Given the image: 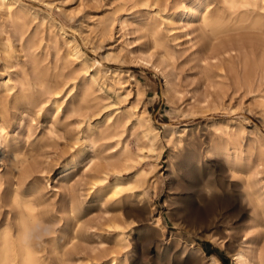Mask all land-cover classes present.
I'll list each match as a JSON object with an SVG mask.
<instances>
[{"label":"rangeland","instance_id":"1","mask_svg":"<svg viewBox=\"0 0 264 264\" xmlns=\"http://www.w3.org/2000/svg\"><path fill=\"white\" fill-rule=\"evenodd\" d=\"M22 1L31 8L26 11L29 19L35 16L31 26L38 37H47L50 32L59 34L58 26L66 32L67 37H58L62 44L60 52L54 53L52 48L49 58L40 63L49 75L59 69L65 52L63 42L71 37L80 44L87 66L96 73L110 99L130 115L121 125L92 138L94 152L105 155L119 150L120 146L114 149L111 146L123 139L127 151L137 160L133 162L135 166L109 167L105 182L109 184L119 176L133 180L138 161L146 170L143 182L131 184L130 189L126 187L112 196L109 185L90 190L94 171L86 159L70 165L71 156L81 146L77 137H82L83 118L101 123L105 113L111 110L109 106L103 107L110 99L95 86L92 106L81 116L54 115L50 103H46L40 110L27 108L23 115L12 111L4 119L8 139L0 150V176L9 171L11 159L17 153H26L32 175L25 186L46 184L45 195L57 202L48 217L60 223L58 233L74 224L59 209L60 199L71 194L78 198L74 226L78 262L75 264H109L112 255L118 257V264L124 259L126 264H211L212 254L219 264H233L232 253L245 240L253 244L259 252L256 260L264 264V161L253 154L250 162L244 157L239 167L229 164L237 161V156L232 155L235 148L246 151L264 145V103L258 102L240 84V59L235 71L228 72L225 86L218 88L213 76L216 69L207 59V40L197 37L200 35L197 17H188L185 28L179 30L183 9L174 0ZM47 12L53 18V25ZM166 16L172 17L176 39L163 27ZM153 18L162 23L159 34L174 49L173 57L163 58L161 70L136 58L140 51L150 53L156 64L161 57L160 48L153 46L150 33L141 27ZM122 20L129 31L125 36L120 28ZM5 27L9 29L7 24ZM185 31L190 32L191 41L183 36ZM248 35L251 34L245 31H230L213 41L229 42ZM95 60H100V68ZM12 62L13 69L21 63L31 68L17 41L12 43ZM3 64L0 54V73ZM68 64V68L79 67L80 60L73 59ZM110 70L121 71L120 80ZM164 74L171 81L170 90L164 89ZM191 94L202 102L194 104ZM134 114L139 115L142 125H138ZM214 118L229 123L236 119L240 124L234 123L230 137L224 138L228 158L209 151L217 137L210 126ZM184 125L186 132L181 130ZM142 130L156 135L154 151L143 147ZM147 162L153 166L143 164ZM65 168L68 169L63 172ZM11 182L16 183V178ZM205 184L217 191L212 196L201 197L200 190ZM247 184L258 190L261 205L246 198ZM56 185L58 191H53ZM6 186L5 183L0 188V203ZM2 209L5 212L9 207L4 204Z\"/></svg>","mask_w":264,"mask_h":264},{"label":"bare ground","instance_id":"2","mask_svg":"<svg viewBox=\"0 0 264 264\" xmlns=\"http://www.w3.org/2000/svg\"><path fill=\"white\" fill-rule=\"evenodd\" d=\"M140 1L147 2L148 0ZM173 2L183 9L178 27L180 28L179 30L185 28L184 23L187 22L188 17H197V28L200 31V35L197 37L200 36V38L207 40L209 49L207 59L209 63H213L216 69L213 71V76L216 78L214 81L215 85L218 88L225 86L226 80L228 79V72L235 71L236 62L240 59V65H242V73L238 76L240 84L248 92L253 93V96L258 102L264 103V0H218V2L217 0H191L188 3L187 0H174ZM30 9L22 0H0V54L4 60L2 72L0 73V150L4 142L8 139V132L5 130L3 121L8 115L12 114V111H18L21 115L29 107L40 110L46 103H50L54 115L63 114L65 117L71 115L81 116L85 110L90 109L92 106L91 101L93 99L92 93L94 86L98 90H101L108 99L111 98L107 91L103 89V85L96 73L87 66L84 52L79 47L80 44L71 37L63 42L65 52L62 55L59 69L52 75H49L47 68L42 67L40 63L49 58L52 48L54 49V53L60 52L62 44H59L58 37L64 38L66 32L62 26H58L59 34L50 32V35L47 37H38L36 31L31 26L35 16L32 15L31 19H29L26 13ZM47 15L51 17L49 12H47ZM52 19L51 17V25L54 24ZM163 19V27L172 36V39H176L178 37L176 29L171 26L172 17L166 16ZM156 20L153 18L151 21L142 23L141 27L150 33L153 46L160 48L161 57L158 63H154L151 54L145 51H140L136 58L142 63L149 64L161 70L160 63H163V58L173 57L174 49L160 36L159 33L162 29V23L158 20L156 22ZM5 24L9 26V29L5 27ZM120 28L123 36L129 33L125 20L120 22ZM230 31H245L251 35L240 40L229 42L220 41L219 43H215L213 41ZM183 36H186L188 41L192 40L189 31H185ZM14 41H17L22 46L24 56L29 58L31 62L30 69L25 63L19 64L15 69L12 68L14 66L12 62V43ZM73 59L80 60V66H71L68 68V63H72ZM202 60L205 61V58ZM94 62L98 68L101 67L100 60H95ZM109 73L117 76V80H120L121 71L110 70ZM128 76L131 77V75ZM170 88L171 81L164 74V89L170 90ZM191 96L194 104L202 102L194 98V94H191ZM108 106L111 110L105 113L101 123H92L83 118L85 124L84 127L80 128L82 137H77L81 146L71 156L70 165L73 166L80 159H86L87 165L90 168L93 167L91 169L94 171L89 182L90 190L105 189L109 185L110 195L115 196L126 187L129 188V185L143 182L146 176V170L143 166L139 165L140 162L138 161L134 172L132 170L133 180H123L119 176L109 184L105 182L109 167L117 168V164L126 167L135 166L136 164H133V162L136 163L137 161L127 151V142L123 139H118L116 144L111 146L112 149L120 146L119 150L114 149L115 153L111 155L96 154L94 152L92 140L94 135L102 136L107 133L110 127H117L130 117L114 99H110L103 107ZM134 115L138 125H142L139 115ZM21 120L22 117L19 118V125H21ZM234 123L240 126L236 119H231L230 123L223 122L219 118H214L210 121V126L213 127L214 133L217 136L214 143L210 146V152H218L223 154L225 158H228L230 154L223 141L224 138L228 139L230 137V133L234 129ZM181 130L186 132L187 126L184 125ZM155 136L149 135L147 131L142 130L141 137L145 144L143 147L154 151L156 149ZM253 154H256L259 161H264V145L252 146L246 151L235 148L232 155L237 156V161L229 162V164L234 167H239L244 157L246 161L250 162ZM199 159V157L196 158L197 161ZM27 161L28 155L26 153H17L14 159H11L9 171L3 176H0V188L3 184H7L3 193V199L1 200L2 203H0V227H10L15 221V214L12 208V199L14 196L17 199L21 196L33 197L41 205V210L47 217L49 212L55 210L57 207V202L45 195V183H41L40 185L32 184L29 187L25 186L26 181L32 175V168ZM143 164H148L150 168L153 166L151 162ZM67 169L65 168L63 172ZM62 176L64 177V175ZM12 178H16V183L11 182ZM53 191H58L57 185ZM216 191L215 187L205 184L202 185L200 195L201 197H209ZM244 194L248 200L255 201L258 206L263 203L258 190L248 184L245 186ZM77 200L78 198L72 194L60 199L58 203L59 209L62 213H67L74 224L61 229L54 239L47 242L41 251V256L44 257L45 264H75L78 262V257L76 258L78 249L74 245L77 236V231L74 227L77 220L75 219ZM4 204L9 207L5 212L2 209ZM155 222L159 224L158 217L155 218ZM152 229L154 230L153 227ZM192 248L194 249L195 247L192 246ZM255 253L256 255L257 253L259 254L253 244L249 240H245L243 246L232 253L233 264H262L260 262L261 260H256L259 256L257 255L256 257L254 255ZM210 259L211 264L212 262L219 264L215 255L212 254ZM118 263L117 256L112 255L109 258V264ZM121 264H126V260L121 261Z\"/></svg>","mask_w":264,"mask_h":264},{"label":"clouds","instance_id":"3","mask_svg":"<svg viewBox=\"0 0 264 264\" xmlns=\"http://www.w3.org/2000/svg\"><path fill=\"white\" fill-rule=\"evenodd\" d=\"M14 223L0 227V264H45L47 242L58 235L60 223L45 216L31 196L12 199Z\"/></svg>","mask_w":264,"mask_h":264}]
</instances>
